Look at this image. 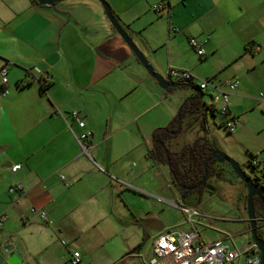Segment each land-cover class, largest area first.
I'll return each instance as SVG.
<instances>
[{"label": "crops", "instance_id": "crops-1", "mask_svg": "<svg viewBox=\"0 0 264 264\" xmlns=\"http://www.w3.org/2000/svg\"><path fill=\"white\" fill-rule=\"evenodd\" d=\"M105 1L165 79L170 69L199 79L196 73L223 89L238 79L229 105L236 122L234 135L243 139L249 117L264 115V0ZM159 3L164 7L156 12L153 7ZM190 39L202 43L203 57L190 47ZM5 65L7 84L0 81V215L6 221L0 228L5 238L0 247L10 246L22 264H34L28 250L31 241L10 240L17 231L8 224L11 215L23 230L37 235L32 241L39 245L41 237L50 234L45 227L55 226L69 239L61 243L69 252H78L83 264L79 251L83 246L70 245L84 243L90 227L107 239L116 229L115 221H120L116 217L126 213L135 218L133 201H146V192L152 189L148 181L166 166L155 158L154 134L174 123V111L196 86L188 84L190 92L161 89L112 27L98 0H63L53 7L31 0H0V69ZM37 70L51 78L44 88ZM212 110L206 112L207 132L208 118L216 114V108ZM73 112L92 132L85 142L89 155L76 139L82 131ZM183 131L182 123L180 132L167 140L171 152L193 142L180 141ZM259 144L245 142L244 147L264 162V146ZM13 165H19L16 172L11 171ZM6 172L13 175L9 188L21 184L23 194L5 191ZM59 175L66 177L68 187ZM4 194L12 196L11 204L3 205ZM158 201L171 205L162 198ZM31 208L44 211L51 224L38 223ZM150 209L147 213H152ZM76 212L84 222L69 221ZM165 231L170 230L160 225L159 232Z\"/></svg>", "mask_w": 264, "mask_h": 264}, {"label": "rangeland", "instance_id": "rangeland-1", "mask_svg": "<svg viewBox=\"0 0 264 264\" xmlns=\"http://www.w3.org/2000/svg\"><path fill=\"white\" fill-rule=\"evenodd\" d=\"M195 75L199 78L198 80L202 81L200 76L196 73ZM179 89L183 92L191 91L190 88L185 87ZM207 95L208 93L200 94L198 100L186 104L180 112V120H178V114L181 104L174 111V123L181 121L184 126V135L180 141H194L197 135L206 137L207 140L214 143L217 150L234 159L244 173L254 178V170L249 164L250 156L244 146L245 142L249 144L259 142V146H264V115L255 114L249 117L251 124L247 126L248 132L245 134L244 140V138L241 139L224 127L221 122L223 117L218 111L219 106L214 105L217 108L215 117L210 115L208 118L209 131L204 132L199 108L204 106V104L209 105L211 103ZM192 107L196 111L188 113V109ZM221 165L223 169L207 180V185L213 186V190L209 191L205 187L196 189L191 191L184 199L181 198L179 191L172 184L168 166H160L159 177L148 181L150 189L152 188L156 191L152 189L147 191L146 194L149 197L145 196L146 201L140 198H136L133 201V203H137L134 219H130L131 217L126 213L125 217H116L120 221H115L117 224L116 229L110 233L107 239L99 237L98 231L90 227L89 230L85 231L88 234L85 242L77 241L70 247L72 246V249H74V247L83 246L81 249L78 247L82 254L83 264H146L150 255L152 241L159 232L160 225L167 227L170 232L177 230L187 231L191 228L187 216L178 207L173 206L178 204L181 207L197 209L199 216L192 217L191 222L206 243L222 240L233 249L240 250L251 240L246 210L247 190L226 163ZM2 181L3 188H5V191L8 190L9 186L14 184L13 175L6 172ZM140 194V192H137L139 197H141ZM4 196L6 199L3 205L11 204L12 196H9V194H4ZM131 197L134 198V195ZM158 198H162L171 203V205L162 204L158 201ZM254 203L256 213L258 215L264 214V209L260 208L259 202L255 201ZM150 208H152V213H147L151 210ZM81 216L79 212H76L69 217V221L75 223L84 222L85 218L83 217L82 220L84 221H82ZM8 217L9 219L11 217L8 224L13 226V230H17L10 240L21 244L31 241L28 250L34 264H72L70 260L72 251L69 252L65 247L66 244L63 245L61 243V241L68 242L69 239L64 234L60 235L56 231L55 226L45 227L50 234L48 233L45 234V237H41L39 245L38 242H33L35 238L37 239V235L34 232L29 234V232L23 230L19 220L16 221L14 218L12 220L11 215H8ZM38 223L44 224L42 221ZM257 226L263 228V230H260L263 233L264 222L259 223L258 221ZM144 232L148 234V238L143 235ZM2 233L3 231L0 230L1 242L5 239L2 237ZM50 235L52 237L49 238ZM234 264H247V258L244 255H240Z\"/></svg>", "mask_w": 264, "mask_h": 264}, {"label": "built area", "instance_id": "built-area-1", "mask_svg": "<svg viewBox=\"0 0 264 264\" xmlns=\"http://www.w3.org/2000/svg\"><path fill=\"white\" fill-rule=\"evenodd\" d=\"M164 7L163 3H159L153 7V10L160 12ZM190 47L194 50L198 57L204 56L203 45L196 39L189 40ZM7 72L8 65L3 66L0 69V81L2 85L7 84ZM40 75L38 83L45 87L50 84L51 78L48 74L36 71ZM169 81L174 83H183L195 85L199 93H209L210 104L207 105L211 109H214V105H218V111L222 115L224 121V127L233 132L236 128L235 118L229 112L230 96L234 93L239 86L238 79L234 78L226 83L225 88L218 87L208 80H198L190 72L184 70L170 69L168 72ZM4 94L7 93L6 89H3ZM217 110V108H216ZM72 118L77 123L81 134L76 136L78 144L83 153L89 155V147L85 144L86 141L92 136V132L86 129V124L79 119L78 113L73 112ZM251 168L254 170V175L259 176V183L264 185V162L258 161L256 158L250 159L249 162ZM19 169V165H13L11 167L12 172H16ZM62 184L65 187L69 186V183L65 176L59 175ZM9 194H23L24 187L21 184L11 186L8 189ZM187 216L188 222L191 228L187 231H165L158 234L152 241L150 255L146 264H234L236 259L240 255H244L247 258V264H261L260 253L256 248L254 242L250 240L240 250L233 249L228 243L217 240L211 243H206L194 224L191 222L192 217L199 216V212L195 208L177 206ZM30 213L36 215L45 225L51 224L47 214L44 211L36 208H31ZM6 221L5 215H0V228ZM264 222V218H257V222ZM258 227V230L263 228ZM261 232V231H260ZM262 233V232H261ZM264 236V232L262 233ZM62 244H65L62 242ZM72 264H80V254L73 252L71 255Z\"/></svg>", "mask_w": 264, "mask_h": 264}, {"label": "trees", "instance_id": "trees-1", "mask_svg": "<svg viewBox=\"0 0 264 264\" xmlns=\"http://www.w3.org/2000/svg\"><path fill=\"white\" fill-rule=\"evenodd\" d=\"M31 1L36 3L35 0ZM189 103L191 102H188L187 104ZM199 110L201 111L203 120L202 128L204 129V132H207L206 112L210 110L213 113V110L205 104L204 106H201ZM195 111L196 110L192 107L188 109L187 112L193 113ZM181 124L182 123L180 121L176 124L173 123L169 128L158 129L154 134L153 151L155 158L160 161V163L166 164L168 166L172 184L179 191L181 198L184 199L191 191L204 188L203 186H200L201 181L205 177H207L209 180L210 178L217 175V173L223 169V166L211 158L215 146L214 143L207 140L206 137H200L194 140L192 143L183 144L178 152H171L166 145V142L180 132ZM249 156L250 159L255 158L251 154ZM252 180L256 183L259 189L264 191V185L259 183V176L257 174L254 175ZM259 204L260 207L264 209V205L261 201ZM255 214L257 217L258 214L256 213V209ZM257 235L261 239H264L262 233L259 232V230H257Z\"/></svg>", "mask_w": 264, "mask_h": 264}, {"label": "water", "instance_id": "water-1", "mask_svg": "<svg viewBox=\"0 0 264 264\" xmlns=\"http://www.w3.org/2000/svg\"><path fill=\"white\" fill-rule=\"evenodd\" d=\"M40 6H48L53 7L56 3L63 1V0H35ZM102 5L105 15L112 25V27L116 30V32L120 35L123 41L127 44L130 50L133 52L135 57L138 59L140 64L143 66L145 71L157 82L159 87L169 93L177 92L179 88H188V84L183 83H174L171 82L157 72L154 71L152 66L148 63V61L144 58L142 53L138 50L136 45L133 43L132 39L126 33V31L122 28V26L118 23L115 15L113 14L112 10L110 9L109 5L106 3L105 0H98ZM193 90V95L184 99L179 109L178 119L180 120V112L182 108L191 101H196L199 98V92L197 90ZM211 158L214 159L218 164L226 163L231 171L235 174V176L239 179L240 182L244 184L247 190V199H246V210H247V221L249 224V231L251 240L254 242L256 248L260 253V262L264 264V239H261L257 235V218L255 214L254 208V201L258 198L264 205V191L259 189L256 183L252 180L250 176H248L244 171L241 169L240 165L228 156L225 153L217 150L216 148L212 152ZM207 177H205L200 186L205 187L207 190H213V186L207 185ZM0 264H22L21 259L18 255L12 252V248L10 246H1L0 247Z\"/></svg>", "mask_w": 264, "mask_h": 264}, {"label": "flooded vegetation", "instance_id": "flooded-vegetation-1", "mask_svg": "<svg viewBox=\"0 0 264 264\" xmlns=\"http://www.w3.org/2000/svg\"><path fill=\"white\" fill-rule=\"evenodd\" d=\"M255 201H259V202H260V200H259L258 198H256ZM259 217H260V215H257L256 218H259ZM259 232H260V231H259Z\"/></svg>", "mask_w": 264, "mask_h": 264}]
</instances>
